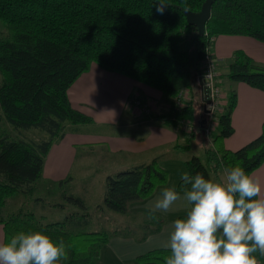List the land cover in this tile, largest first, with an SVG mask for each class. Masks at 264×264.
Segmentation results:
<instances>
[{
  "label": "trees",
  "instance_id": "obj_1",
  "mask_svg": "<svg viewBox=\"0 0 264 264\" xmlns=\"http://www.w3.org/2000/svg\"><path fill=\"white\" fill-rule=\"evenodd\" d=\"M203 1L163 0L166 6L161 14L156 11L159 0H0L1 115L14 128H37L47 134L38 141L0 134L2 242L18 231H43L70 246L64 264L96 262L110 234L68 229V222L74 218L88 216L79 197L64 195L83 213H70L62 220L46 223L31 211L5 213V198L33 192L43 158L51 142L62 137L65 123H90L89 116L70 106L67 89L92 63L166 97L169 107L161 117L163 125L177 127L179 120L196 123L192 98H197L194 90L199 62L206 48L211 49V39L242 35L264 43V0H212L204 32L198 34L194 26L187 24L184 11L197 12ZM225 76L264 93V65L253 62L239 49L233 51ZM182 88L190 91L191 100L176 107L173 98ZM235 102V93L228 90L227 103L218 115L217 132L209 141L196 131L186 143L172 147L189 150L191 139L199 140L204 160L193 153L183 160L190 175L201 174L209 179L211 173L237 165L250 173L264 161V121L258 134L240 147L230 150L223 145L233 132L230 115ZM160 158L156 155L106 175L101 204L127 213L131 203L142 201L156 186L165 184L168 175L158 164ZM181 186L179 179L176 188L181 190ZM154 222L155 226L146 232L159 231L161 218ZM168 254L164 247L153 248L136 255L135 260L138 264H165ZM255 255L258 264H264V257Z\"/></svg>",
  "mask_w": 264,
  "mask_h": 264
},
{
  "label": "crops",
  "instance_id": "obj_2",
  "mask_svg": "<svg viewBox=\"0 0 264 264\" xmlns=\"http://www.w3.org/2000/svg\"><path fill=\"white\" fill-rule=\"evenodd\" d=\"M237 49L243 51L253 62L264 65V43L248 36L219 35L214 37L211 43V53L218 74L226 73L227 63L233 51ZM197 78L195 96L199 90ZM225 85L226 96L227 91L232 90L236 102L230 115L233 132L223 140V145L234 150L258 134L264 121V93L242 82L228 81ZM131 96L148 100L152 112L137 113L128 107L127 101ZM67 98L72 108L89 116L91 121L78 125L65 123L62 137L51 142L44 160L50 154L52 145L55 146L54 155L58 161L63 156L69 158V155L70 157L73 155L72 159L75 160L82 155L86 161V155L93 152L101 153L106 156L105 163L112 167V174L109 175H113L119 170L161 155L158 164L167 172L166 183L156 186L142 201L133 202L128 206V215H135L141 219L148 218V209L159 197L162 189L176 186L180 175L187 172L183 160L187 153L192 151L172 147L186 143L191 134L187 135L179 127L165 126L161 123V117L167 113L169 103L159 91L118 73L106 71L93 63L70 84ZM197 98H192L196 120L201 116V105ZM213 135L211 134L209 140ZM63 150H66V155H61ZM250 174L260 177L264 182V161ZM214 177L219 178L217 175ZM51 180L52 183H58V186L63 178L54 177ZM82 201L85 204V201ZM186 211L184 202L179 201L168 213H157V217L162 220L157 232L111 234L100 247L94 264H138L135 260L136 255L149 249L163 247L169 238L173 221L177 216L186 214ZM143 233H146L144 238L137 240Z\"/></svg>",
  "mask_w": 264,
  "mask_h": 264
},
{
  "label": "clouds",
  "instance_id": "obj_3",
  "mask_svg": "<svg viewBox=\"0 0 264 264\" xmlns=\"http://www.w3.org/2000/svg\"><path fill=\"white\" fill-rule=\"evenodd\" d=\"M166 4L159 0L156 11ZM176 186L162 189L148 209L149 219L168 213L177 202L187 208L173 221L163 247L165 264H258L264 257V182L240 166L225 168L218 179L180 175ZM70 246L38 230L18 231L0 242V264H64Z\"/></svg>",
  "mask_w": 264,
  "mask_h": 264
},
{
  "label": "rangeland",
  "instance_id": "obj_4",
  "mask_svg": "<svg viewBox=\"0 0 264 264\" xmlns=\"http://www.w3.org/2000/svg\"><path fill=\"white\" fill-rule=\"evenodd\" d=\"M2 32L3 27L0 22V34ZM218 78L219 86L226 94L225 82L231 80H228L224 73H219ZM216 131L217 127L213 128L211 134H215ZM0 134L7 135L12 139L25 141H38L47 138V134L37 128L12 127L3 118L1 112ZM200 145L199 140L191 139L189 151H192L193 154L199 156L203 161ZM54 149L55 146L52 145L50 154L45 160L43 158L41 175L35 182L33 192L30 195L16 193L6 197L2 208L5 213H12L18 210L31 211L36 219L42 223L59 221L70 213L82 212L80 207L64 198V195L72 194L85 201V212L88 213L87 217H81L79 220L74 218L73 221L68 222V229L72 231L103 230L111 235L116 232L141 233V231H148L149 228L155 226L154 220L149 219V217L141 219L135 215L118 213L101 204L104 177L112 174V167L105 163L107 161L106 156L93 152L86 155V161L82 155L77 157L76 160L72 159L73 155L71 157L69 155V158L63 156L58 161L54 155ZM61 155H66V150H63ZM222 174V171H217L215 174L211 173L210 177L214 179V176L217 175L220 178ZM54 177L63 178L58 186V183H52L53 180L51 179H54ZM55 182L58 181L55 180ZM98 205L102 206L98 207Z\"/></svg>",
  "mask_w": 264,
  "mask_h": 264
},
{
  "label": "built area",
  "instance_id": "obj_5",
  "mask_svg": "<svg viewBox=\"0 0 264 264\" xmlns=\"http://www.w3.org/2000/svg\"><path fill=\"white\" fill-rule=\"evenodd\" d=\"M198 70L201 84L199 85L197 97L202 110H204V113L199 117L202 119V123L198 125L197 121L199 119L194 124L188 120H179L177 127L187 135L199 131L209 141L213 128H218V115L227 103V96L219 86V74L216 71L215 59L210 48H206L203 53ZM190 100V91L182 88L174 96L173 103L176 107H182L188 104ZM127 106L137 113L150 114L152 112L150 102L137 96H131L127 101Z\"/></svg>",
  "mask_w": 264,
  "mask_h": 264
},
{
  "label": "water",
  "instance_id": "obj_6",
  "mask_svg": "<svg viewBox=\"0 0 264 264\" xmlns=\"http://www.w3.org/2000/svg\"><path fill=\"white\" fill-rule=\"evenodd\" d=\"M212 0H204L197 12L184 11L187 24L196 28L198 34H203L204 24L209 17V10ZM198 84H201V77L197 78ZM207 103L206 100H204ZM202 123V121H201Z\"/></svg>",
  "mask_w": 264,
  "mask_h": 264
}]
</instances>
